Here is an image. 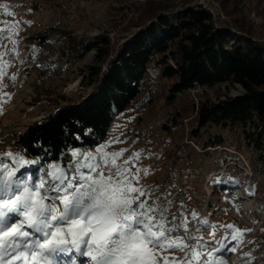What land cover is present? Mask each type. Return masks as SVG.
Returning <instances> with one entry per match:
<instances>
[{"label": "rangeland", "instance_id": "obj_1", "mask_svg": "<svg viewBox=\"0 0 264 264\" xmlns=\"http://www.w3.org/2000/svg\"><path fill=\"white\" fill-rule=\"evenodd\" d=\"M124 1L0 0V30L7 33L0 41V66L6 67V75L0 77L4 85L0 101H5L0 103V153H20L26 160L34 161L19 149L17 134L24 133L57 109L88 96L90 88L82 85V77L86 68L94 64L95 52L83 60L74 58L63 32L87 44L108 33L113 43L122 44L137 31L124 33V27L138 20L125 22V16H120V11L125 9ZM182 1L177 0V5ZM195 1L214 14L219 26L235 31L238 25L244 24L264 44V0H226L225 6L216 0ZM13 40L15 53L11 52ZM12 76L16 79L12 80ZM172 82L164 79L155 89H146L135 107L116 117L108 138L99 146L105 145L104 151L109 154L123 150L117 163L131 160L133 172L140 169L139 184L145 189H156L152 195L159 196L160 203L166 199L171 201L169 218L172 213H178L188 218L190 231L200 229L194 232L195 236L205 244L211 242L207 247L211 256L205 253L202 261L264 264V153L244 137L240 126L202 128L201 137L192 141L191 131L196 126L194 115L173 123L175 108L166 103ZM242 91L229 84L213 89L193 88L180 94L176 104L190 107L192 100L198 103L205 93L217 100ZM219 136L225 143L212 147L211 142ZM97 148L75 151L95 153ZM72 153L66 164L54 161L46 169L39 168L36 176L31 172L27 175L38 182L41 174L47 179L51 165L68 170L79 159ZM135 153H140L138 159H132ZM38 166L36 162L21 171ZM200 218L216 227L203 226ZM228 224L239 231L234 233L233 229L220 227ZM229 233L239 237L228 243V249L234 247V252L217 243ZM185 253L191 255L190 249L163 255L171 261L173 257L180 260Z\"/></svg>", "mask_w": 264, "mask_h": 264}, {"label": "trees", "instance_id": "obj_2", "mask_svg": "<svg viewBox=\"0 0 264 264\" xmlns=\"http://www.w3.org/2000/svg\"><path fill=\"white\" fill-rule=\"evenodd\" d=\"M216 1L225 6L226 0ZM136 9L138 20L123 32L137 31L122 44L113 43L108 33L87 44L63 32L74 58L83 60L95 52L94 64L82 77V85L90 92L84 100L57 109L17 134L21 152L39 163L25 170V175L36 176L39 168L46 169L54 161L68 163L71 151L97 148L108 138L116 117L128 113L146 89H155L164 79L173 81L166 97L176 111L173 123L194 115L192 141L201 137L202 128L240 126L244 137L264 153V44L260 38L244 24L235 31L219 26L214 14L195 0H183L181 5L177 0L149 1ZM154 55L161 71L157 81L147 73ZM224 84L243 91L217 100L205 93L198 103L192 100L190 107L176 104L180 94L196 85L213 89ZM86 130L90 134L85 135ZM224 143L219 136L211 145Z\"/></svg>", "mask_w": 264, "mask_h": 264}, {"label": "snow or ice", "instance_id": "obj_3", "mask_svg": "<svg viewBox=\"0 0 264 264\" xmlns=\"http://www.w3.org/2000/svg\"><path fill=\"white\" fill-rule=\"evenodd\" d=\"M6 35L0 30V41ZM11 43L15 53L16 41ZM5 75L6 67L0 66V77ZM3 87L0 83V95ZM105 147L95 153L73 151L79 159L68 170L51 165L47 179L41 174L38 182L21 171L35 161L20 153H0V264H160L161 259L163 264H226L202 261L205 253L211 256V242L195 236L200 229L190 231L188 218L178 213L169 218L171 201L160 203L152 195L156 189L139 184L140 169L133 172L131 160L117 163L123 150L109 154ZM200 223L216 227L204 218ZM220 227L239 231L231 224ZM212 236L215 240V232ZM238 239L229 233L217 243L234 252L228 243ZM193 240L195 244L188 243ZM185 248L191 255L180 260L163 255Z\"/></svg>", "mask_w": 264, "mask_h": 264}, {"label": "built area", "instance_id": "obj_4", "mask_svg": "<svg viewBox=\"0 0 264 264\" xmlns=\"http://www.w3.org/2000/svg\"><path fill=\"white\" fill-rule=\"evenodd\" d=\"M149 1H162V0H127L128 4L122 13L120 11V16L121 17L125 16L124 18L125 22H129L131 20H137L139 17V12L137 11L136 6L139 4H144ZM126 16L128 17L126 18ZM133 35H131L129 38L133 37ZM159 35L160 36L163 35V30H160ZM158 61H159V58L157 55L152 56L150 65L147 68V73L154 80H157L159 78L160 72H161L160 67L158 66ZM197 88L199 89L201 87L196 85L194 89H197Z\"/></svg>", "mask_w": 264, "mask_h": 264}, {"label": "water", "instance_id": "obj_5", "mask_svg": "<svg viewBox=\"0 0 264 264\" xmlns=\"http://www.w3.org/2000/svg\"><path fill=\"white\" fill-rule=\"evenodd\" d=\"M29 128H30V127H29ZM29 128H28V129H29Z\"/></svg>", "mask_w": 264, "mask_h": 264}]
</instances>
